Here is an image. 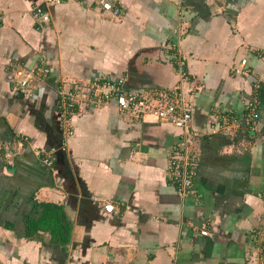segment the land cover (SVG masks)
Listing matches in <instances>:
<instances>
[{
	"label": "crops",
	"instance_id": "0c3cea01",
	"mask_svg": "<svg viewBox=\"0 0 264 264\" xmlns=\"http://www.w3.org/2000/svg\"><path fill=\"white\" fill-rule=\"evenodd\" d=\"M106 1L119 16L0 0V264H264V0ZM17 66L49 74L21 90ZM98 78L187 98L186 196L181 129L115 105L63 119V85Z\"/></svg>",
	"mask_w": 264,
	"mask_h": 264
},
{
	"label": "built area",
	"instance_id": "2783aa9c",
	"mask_svg": "<svg viewBox=\"0 0 264 264\" xmlns=\"http://www.w3.org/2000/svg\"><path fill=\"white\" fill-rule=\"evenodd\" d=\"M53 4H61L63 0H48ZM104 11L111 13L114 17L119 16L120 10L115 4L106 0L100 2ZM243 61V65H246ZM14 81L21 90H30L36 83L49 74L46 68H32L17 66ZM60 91V107L63 119L74 116L78 110L85 113L90 109H103L115 105L122 113H126L131 119L145 120L151 118L159 122L169 123L182 130L184 141L171 151L169 156V172L172 180L178 184L182 197L186 196L194 187L196 174L197 154L191 149L192 141L197 137L192 132V113L190 103L182 92L169 90H128L124 81H110L107 79H95L88 83L73 82ZM254 103V102H253ZM249 103L251 112L246 115L244 121L251 130H254L261 119L257 107ZM78 112V113H79ZM216 133V130H214ZM43 162L46 166H53L50 156H45ZM108 212H113L115 207L108 203L105 205ZM207 235V231L202 232Z\"/></svg>",
	"mask_w": 264,
	"mask_h": 264
}]
</instances>
